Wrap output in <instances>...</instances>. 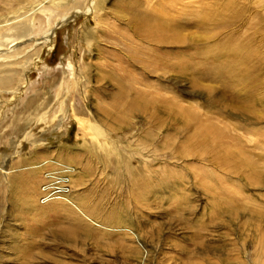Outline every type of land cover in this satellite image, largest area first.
I'll list each match as a JSON object with an SVG mask.
<instances>
[{"label":"rangeland","instance_id":"1","mask_svg":"<svg viewBox=\"0 0 264 264\" xmlns=\"http://www.w3.org/2000/svg\"><path fill=\"white\" fill-rule=\"evenodd\" d=\"M0 43V264H264V0H0Z\"/></svg>","mask_w":264,"mask_h":264},{"label":"built area","instance_id":"2","mask_svg":"<svg viewBox=\"0 0 264 264\" xmlns=\"http://www.w3.org/2000/svg\"><path fill=\"white\" fill-rule=\"evenodd\" d=\"M49 161L44 162L43 165L47 164ZM51 165L55 163L50 162ZM58 166V169H47L43 170V183L40 185L38 193V203L47 204L53 200H64L67 196L68 190L66 188V183H68V170Z\"/></svg>","mask_w":264,"mask_h":264},{"label":"bare ground","instance_id":"3","mask_svg":"<svg viewBox=\"0 0 264 264\" xmlns=\"http://www.w3.org/2000/svg\"><path fill=\"white\" fill-rule=\"evenodd\" d=\"M13 27L16 28L15 26H13ZM28 30H29V24L26 23V22H21L20 27L19 28L17 27V34L15 35L14 39L10 42V44H12V46H13V45L17 44L18 42H20L27 35ZM49 36H50V34L49 33H46L45 36L42 38L41 42H39L37 45H42L43 46V44H45L46 42H48ZM3 44L0 43V45H3ZM6 46L8 47V45H6ZM7 81L8 80L3 79L1 82H3L4 84H7L8 83ZM43 164H42V166H43Z\"/></svg>","mask_w":264,"mask_h":264}]
</instances>
